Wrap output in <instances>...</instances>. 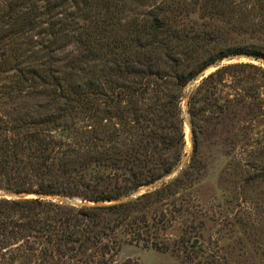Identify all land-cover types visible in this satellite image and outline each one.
<instances>
[{
	"label": "trees",
	"instance_id": "trees-1",
	"mask_svg": "<svg viewBox=\"0 0 264 264\" xmlns=\"http://www.w3.org/2000/svg\"><path fill=\"white\" fill-rule=\"evenodd\" d=\"M236 57L264 61V0H0V191L92 203L0 198V264H139L116 260L125 245L243 264L233 213L200 192L238 147L240 178L264 184V140L245 132L264 67L219 66Z\"/></svg>",
	"mask_w": 264,
	"mask_h": 264
},
{
	"label": "rangeland",
	"instance_id": "rangeland-1",
	"mask_svg": "<svg viewBox=\"0 0 264 264\" xmlns=\"http://www.w3.org/2000/svg\"><path fill=\"white\" fill-rule=\"evenodd\" d=\"M145 9L134 11V13H130L129 17L136 13H140ZM254 63L256 65H261L264 67V61H255L246 57H236L233 60H229L228 58L223 60L219 66H223L225 64L230 63ZM211 70L218 69L216 67H211ZM208 71V70H207ZM215 71V70H214ZM212 72V71H210ZM208 72L207 74H209ZM206 76V75H204ZM201 79L199 78V81ZM197 84H191L190 88L195 87ZM263 92V91H262ZM184 117H185V133H186V141H187V158L190 156L192 152V137H191V128L189 123V114L187 107V100H185L183 105ZM188 114V118H186L185 114ZM188 119V124L186 123ZM247 128L245 132L250 135L253 139L264 140V117L260 118L259 121L254 123L247 124ZM188 131L190 132V139L187 138ZM258 134V135H257ZM240 149L238 147L237 150L233 151L228 159L223 155H217L213 162V167L210 169L209 174L206 177L205 183L200 185V192L205 197V200L209 198H213L217 196V199L212 202L213 205H223L221 209L215 207L214 210H224V207H229L230 211L233 213V221L236 223V227H232L231 240L229 241V252L232 254V260L236 259L241 261L243 264H264V184L259 186H248L244 179L240 178L239 168H237L238 163L240 164ZM227 161L231 163V169L226 173L227 170ZM233 167V168H232ZM182 170V167L176 171L173 175L168 176L170 179L178 175V173ZM168 177L162 179V183L158 185L159 188L163 183L168 182L170 179ZM161 181V180H160ZM158 181V182H160ZM225 186L229 190L228 200L229 204H226V198L222 197L223 193L221 191V187ZM154 188L153 190H155ZM241 188V189H240ZM152 191V190H151ZM238 191L243 193L244 199L238 198ZM0 193H7L4 191H0ZM11 196L8 197H0V198H8V199H19V198H35L41 197L43 199L53 200L55 202H61L67 205L72 206H82V205H91L92 203L84 201V204L74 205L71 204L68 199H79L80 198H70L64 196H46V195H37V194H17V193H7ZM18 195L14 197V195ZM13 195V196H12ZM52 197V198H51ZM83 201V200H82ZM118 202V201H117ZM242 206H239L240 204ZM116 203V202H113ZM110 204L109 202H100L99 205ZM241 207V208H240ZM243 208L245 209L244 211ZM239 217L244 219L246 226H243V229L239 227L237 224V220ZM176 230L179 232L180 227L176 226ZM177 234V232H176ZM241 241V243H240ZM127 259H132L137 261L139 264H176L177 258L172 256L169 253H159L153 249H146L142 246L137 245H125L117 257V261H125Z\"/></svg>",
	"mask_w": 264,
	"mask_h": 264
},
{
	"label": "water",
	"instance_id": "water-1",
	"mask_svg": "<svg viewBox=\"0 0 264 264\" xmlns=\"http://www.w3.org/2000/svg\"><path fill=\"white\" fill-rule=\"evenodd\" d=\"M211 69H212V68H210L208 71H206L204 74H202V75L200 76V79H202V76H203V75H207L208 72L216 70V69H214V70H211ZM199 82H200V81H199V79H198V80H196V81L194 82V84H198ZM185 116H186V118H188V114H187V112H186ZM187 122H188V119H187L186 123H187ZM187 124H188V123H187ZM191 137H192V133H191ZM168 179H170V177H168ZM160 183H162V180H161L160 182H156L155 184H152V185H150V186H146V187L140 189L139 191H137V192L131 194V196H129V197L123 199V200H120V201H118V202H116V203L123 202V201H128V200H130V199H135V198H137L138 196H140L141 194L146 193L147 191H151V190H153L154 188L158 187V185H159ZM8 196H11V195H10V194H7V193H0V197H8ZM12 196H13V195H12ZM17 196H18L17 194L14 195V197H17ZM52 197L54 198V196H52ZM52 197H51V198H52ZM67 201H69L71 204H74V205H79V204L82 205V204H84V201L79 200V199H68V198H67Z\"/></svg>",
	"mask_w": 264,
	"mask_h": 264
},
{
	"label": "bare ground",
	"instance_id": "bare-ground-1",
	"mask_svg": "<svg viewBox=\"0 0 264 264\" xmlns=\"http://www.w3.org/2000/svg\"><path fill=\"white\" fill-rule=\"evenodd\" d=\"M190 137V132L188 131V135H187V138H189ZM190 139V138H189Z\"/></svg>",
	"mask_w": 264,
	"mask_h": 264
}]
</instances>
